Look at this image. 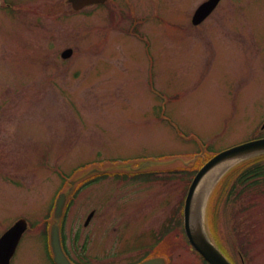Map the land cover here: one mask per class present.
I'll return each instance as SVG.
<instances>
[{"label":"rangeland","instance_id":"374dc122","mask_svg":"<svg viewBox=\"0 0 264 264\" xmlns=\"http://www.w3.org/2000/svg\"><path fill=\"white\" fill-rule=\"evenodd\" d=\"M14 1L15 14L0 9V233L20 216L35 225L74 179L65 229L79 253L95 208L89 252L115 251L111 264H208L186 235L185 196L209 155L264 137V0H224L199 25L205 0H110L73 15L67 0ZM135 161L195 168L81 186ZM246 161L204 181L206 225L235 264H264V178L240 184ZM14 264H48L38 231Z\"/></svg>","mask_w":264,"mask_h":264},{"label":"water","instance_id":"95a60500","mask_svg":"<svg viewBox=\"0 0 264 264\" xmlns=\"http://www.w3.org/2000/svg\"><path fill=\"white\" fill-rule=\"evenodd\" d=\"M76 8H82L86 4L93 2H101L105 0H71ZM219 3V0H208L201 4L196 10L193 21L200 23L206 18ZM72 49L66 50L63 55L69 56ZM264 153V138L252 140L243 144H239L214 155L209 159L196 173L193 178L184 206V227L188 239L193 246L210 264H233L221 249L215 244L210 236L206 225L205 202H203L201 187L204 181L213 173V178L220 180L227 169L237 161L248 159ZM212 178V179H213ZM213 182V180H212ZM211 182V183H212ZM66 202V194L62 193L56 204L55 214L60 218ZM27 228V220L19 219L1 238H0V264H9L12 255L15 252L17 244ZM51 244L54 251L55 261L58 264H72L66 256L60 238L59 224L55 223L51 231ZM139 264H166L163 257H152L144 260Z\"/></svg>","mask_w":264,"mask_h":264},{"label":"flooded vegetation","instance_id":"af4514ba","mask_svg":"<svg viewBox=\"0 0 264 264\" xmlns=\"http://www.w3.org/2000/svg\"><path fill=\"white\" fill-rule=\"evenodd\" d=\"M223 1L224 0H220L218 6ZM66 2L70 6V8H66L69 11V14L73 15L74 13H76L77 10H75L73 8V5L70 2V0H67ZM96 6H99V5H96ZM218 6L216 7V9L218 8ZM61 7H62V4H58V3L55 4L54 2H52L49 5L48 11L54 12ZM4 8L6 10H8L9 12H11L12 14H15L22 7H20L19 4L16 3L14 0H0V9H4ZM34 9H35L34 11L36 13H39V14L41 13V10L39 7H35ZM25 12H27V11L25 10ZM93 211H94V213H92V215L90 216V218L87 221L89 214ZM91 212L88 214L86 221H85V226L88 229L87 233H86V239H87L86 252H87V254L84 256L83 254L79 253L75 247L71 246V243L70 244L68 243V237H67L66 229H65V232L63 231V233L61 231L62 246L65 250V253L67 254V256L69 257V259L71 260V262L73 264H110V262L107 260V258L108 257L110 258L111 255H115L116 254L115 251H113L111 254V249H110L109 252L104 253V255H102V256L93 255L89 252L90 244L93 245L94 242H96V240H95L96 239L95 238V232L96 231H95V227L93 226L94 223H92L93 218H94L95 213H96V209L95 208L92 209ZM52 213L55 217V205H51L50 209L43 214L42 218L39 221H37L34 226L28 227V229L23 233V235H22V237H21V239L17 245L16 252L11 259V264H14V258L17 256L18 249L20 247L21 242L24 240L25 236L30 234V233H36L37 231H38V234L42 238L43 248L45 251L46 260H47L48 264H57L54 260V253H53V249H52L51 242H50L51 228H52V224L54 221H50L48 218L53 217ZM39 218H40V216H39ZM64 234L66 235V237L63 239ZM92 239H93V241H92ZM108 254H111V255H108ZM137 262H139V261H137Z\"/></svg>","mask_w":264,"mask_h":264},{"label":"trees","instance_id":"16d2710c","mask_svg":"<svg viewBox=\"0 0 264 264\" xmlns=\"http://www.w3.org/2000/svg\"><path fill=\"white\" fill-rule=\"evenodd\" d=\"M197 161H198V159L194 162L195 165H196ZM262 161H264V154L259 156V157L254 158V159H251L249 161H246L243 164H241L240 166H238V168L235 169V171H237V172L241 170V172L239 173V175L237 177L238 182L240 184L248 183L249 181H253V183H257L261 179H263L264 178V163H261ZM202 165H203V163H202ZM194 168L195 167H193V165H187V167H183V166L177 167V168H173L171 170L166 171L165 174L171 175L172 173L180 172L181 170L182 171H186V170L193 171ZM198 169H196V170H198ZM235 171H233L231 173V175ZM159 175H160V173H159ZM231 175H229V177H231ZM210 230H211V234H212L213 238L215 240H217L216 235L213 232L212 228ZM218 244L220 245V242H218Z\"/></svg>","mask_w":264,"mask_h":264}]
</instances>
